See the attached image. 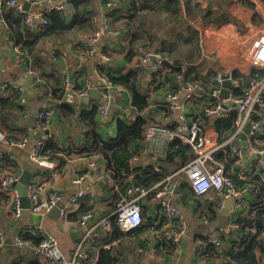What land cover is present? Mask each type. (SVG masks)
<instances>
[{
  "label": "trees",
  "instance_id": "1",
  "mask_svg": "<svg viewBox=\"0 0 264 264\" xmlns=\"http://www.w3.org/2000/svg\"><path fill=\"white\" fill-rule=\"evenodd\" d=\"M227 1L207 0L208 7L206 9L198 8L199 6L194 7V16L202 19L211 18L219 10L217 8L225 5ZM110 3H114V5L108 7ZM65 5L59 11L49 12L46 15L47 22L45 24L37 23L34 28L24 24L22 14L16 9H4L2 10L3 28L8 38L13 41L15 50L31 60L33 72L37 78L42 80L41 83L36 85V87L43 85L45 88V91L43 90L41 93L42 98H45L39 107L42 105L54 106L51 99L58 100L53 107V109L55 108L54 115L56 114V119L53 116V126L61 121L62 116L69 118L76 114V122L84 129L82 139L76 138V143H72L73 148L60 146L58 140L52 135L45 142L41 155L47 156L49 159H58L61 164H65L66 159L71 155L86 157L97 155L105 162L106 171L109 172L117 186V189L112 187L108 189L112 193L110 198L107 199V201H110L107 207L97 202L89 203L86 206L81 205L73 214V218L77 219L81 213L86 211H98L109 215L110 230L105 232L106 236L104 238L101 237L93 245L98 248L104 243L113 242L114 244L96 251V256H92L89 264H119L120 261L124 260L119 257L120 248L122 247L121 239L133 238L136 246L145 247L149 234L159 230L167 221L164 216H159L160 223L153 224L156 213L151 212L150 206L153 204H150V201L152 202L156 197L151 191L142 199L143 223L128 232H121L117 226L115 215L111 214L115 210L120 193L130 186L148 189L167 175V165L176 164L179 167L194 158L191 147L175 138L160 145L165 162V166L162 168L154 170L149 169L147 166L143 167L141 164L131 168L128 163V158L144 146L143 140L146 128L153 124L142 113L150 103L148 92L142 89L143 79L150 77L155 80L161 73H164L167 78L170 74L173 80L172 88L176 89L175 74L183 71L182 68L187 64L195 62V60L198 61L197 31L184 18L185 12L182 9L180 0H67ZM212 6H216V10L213 11ZM104 10L110 27L120 32L118 44L120 46L117 48L110 46V48L102 49V52L110 56V60L115 59L114 64L103 68L98 61L95 69L99 72L103 71L113 85L123 88L120 101L124 105H129L131 112L136 114L133 119L116 117L113 125L114 135L107 137L97 132V129L103 123L98 110L100 100L92 97L97 102L87 105L79 112L68 102L60 101L65 96L61 82L63 78L62 70L58 65L60 55L55 52L50 55L48 52L49 47L61 46L68 43L71 38L87 35L98 29L101 25L100 15ZM125 44L130 53L123 62L133 60L135 48L138 44L165 53L169 60L164 62L161 68L149 72L147 70L142 72L134 67L128 69L123 66L120 59L115 57V54L120 51L122 46L125 47ZM81 68H83L81 73H85V68ZM125 69L128 70L125 71ZM215 74L216 71L208 70L203 80L199 81L197 75L193 74L189 75V78L197 80L203 89H208L212 86ZM234 76L245 81L254 76L263 77L264 70L252 68L248 77H243L234 70ZM204 79L209 81L205 82ZM43 81L44 83H42ZM82 84L83 78L80 87ZM207 85L209 86L206 87ZM6 90H9V93L6 96H0V132L14 139L29 137L28 134L21 136L13 134L14 128L10 123L12 110L20 108L22 114L25 113L22 105V98L24 97L22 90L13 87H8ZM201 100L204 103L202 98ZM167 111L168 108L165 102V112L170 114ZM188 117L191 118L192 116ZM234 118L235 111L232 110L228 118L213 121L216 132L223 136L222 140L231 135V131L234 129ZM234 143L237 144V141L231 144L234 145ZM252 143L259 148L264 146V122L260 134L254 137ZM231 144L228 143L222 151L215 154V160L223 163L227 170L235 161ZM0 166L6 170L4 174L0 173V179L6 173L18 174L17 163L9 159L7 154L3 153L0 157ZM134 170L138 171L133 173ZM230 176L238 186L250 185L246 204L240 210H236L234 214V222L238 225V229L228 237H221L218 244L203 243V249L197 250V256L200 260L210 256L219 257L217 264H255L258 259L257 252L263 251L264 248V173L260 171L256 175H245L246 178H240L233 173H230ZM179 190L180 194L184 192L187 196H191L196 200H200V196L203 195H196L191 186L185 181H182ZM213 192L215 195L213 198H207L206 206L214 211L212 206L216 201L218 202V199L217 193ZM22 238L31 244H37L40 240L37 235L30 232L23 234ZM200 240L202 238L198 239V241ZM226 242H228V246L224 247ZM162 246L175 248L171 244H163ZM162 246L156 244L153 248L156 249ZM88 250L92 253L95 252L92 249ZM27 264L44 263L33 258Z\"/></svg>",
  "mask_w": 264,
  "mask_h": 264
},
{
  "label": "built area",
  "instance_id": "2",
  "mask_svg": "<svg viewBox=\"0 0 264 264\" xmlns=\"http://www.w3.org/2000/svg\"><path fill=\"white\" fill-rule=\"evenodd\" d=\"M23 1L30 3L28 10L22 8ZM66 2L67 0H0V14L4 9H16L22 14L24 24L34 28L37 23L45 24L47 22L46 15L51 11L61 10ZM45 3L49 5L46 6ZM112 5L114 3L108 4V7ZM105 12L104 10L100 16L101 25L98 29L78 38L76 44L81 49L80 59L83 61L98 51L99 42L103 36L111 39V42H114V44H119L120 32L110 27ZM6 36L8 38L7 33ZM9 41L13 45V41L11 39ZM48 52L50 55L54 54V52L59 53L60 58H64L66 55V49L61 48V46L49 47ZM243 55L252 68L264 70V25L251 36L249 42L245 45ZM15 60L22 65L23 77L30 79L32 85L36 86L41 83L42 80L37 78L31 68V60L19 51L15 52ZM168 60L169 58L165 53L138 44L135 48V57L131 65L143 72L144 70L159 69ZM109 61L110 56L100 50L99 62L102 67L106 68ZM95 74L97 82L93 84L89 78H85L76 96L81 98L88 97L90 89L95 88L101 96V100L98 102L99 116L101 119H106L109 113L110 99L121 96L123 88L113 85L103 71L99 72L95 69ZM223 75H226L232 82V87L229 89L226 98L220 96ZM69 79V72H65L61 81L64 89L68 87L70 83ZM175 81L177 87L168 93L166 106L171 116L174 113L176 115L163 124L149 125L146 128L143 140L145 146L137 153L131 155L128 158V163L131 168L137 167L141 155L149 153V148L146 146L148 143L159 142L162 144L175 138L180 139L191 147L194 158L184 165L177 167L174 172L167 174L161 181L148 189L139 186L128 187L124 192L120 193L115 210L111 213L116 217L119 230L124 233L128 232L143 223L142 199L149 192L152 191L154 193V196L159 200V204L151 210L153 214L156 213L153 224L160 223L159 216H164L167 218V221L159 230L149 234L145 247L139 246L136 248V253L142 256L156 244L159 246L171 244L175 246V249H181L182 247L187 233V226L183 216L171 201L173 188L177 182L179 186L182 181L187 182L196 195L215 191L218 196L224 199L235 197L236 200L233 205L236 211L246 204L250 185L238 186L230 176V173L240 178H246L245 175H256L260 171L264 173V163L260 160L248 163L246 161L247 155L238 145L232 147V155L235 157V161L232 163L230 169L227 170L223 163H218L215 160V154L222 151L228 143L231 144L234 141H239L247 122L251 125L250 132L247 134L248 149L252 153H264V146L259 148L252 143L254 137L260 134L262 123L264 122V76H254L249 80L243 81L240 77L234 76L233 68H225L216 71L212 86L208 89L200 87L199 82L195 79L188 77L185 81L183 71L175 74ZM8 87L22 90L21 86L17 83L4 82L0 84V91H5ZM182 90L185 91L183 99L180 98ZM195 97L202 98L204 103L200 109L201 111L189 118L185 111V106H187L188 100L192 101ZM60 101L71 102V99L65 95ZM232 110L235 111V118L233 120L234 129L231 131V135L223 142L210 140L205 134V120L213 122L216 119L228 118ZM53 113V106L42 105L38 107L34 120L36 128L41 130L53 128ZM117 114H119L118 117L126 119H133L136 115L130 110L121 111ZM51 136V134H43L30 142L31 139L29 137L14 139L0 132V143L9 148L20 149L32 143L28 153L30 160L38 166L53 167V163L41 155L45 142ZM6 154L9 158L13 157L10 153ZM137 171L134 170L133 173ZM17 179L18 176L16 175H3L0 179V191L10 195L11 211L15 217H20L23 208L19 192L14 187ZM84 181H87L93 188L97 183L101 182L104 186H111L117 189L112 177L97 168L93 156L88 158L86 167L77 173L72 180L76 185ZM95 191V188L90 191L79 188L65 199L64 195L58 190L52 189L45 195H41L32 184H29L27 187V196L31 201L29 211L34 215L44 216L52 207L59 205V216L63 218L80 201L88 199L90 203L95 202L97 199ZM203 219L204 221L207 220L205 216H203ZM76 226L81 230L79 240L73 247L65 251L60 249L56 236L41 224L34 227L27 226L22 228L20 233L14 237V243L17 246L23 245L25 240L22 238V235L26 232L37 235L40 240L37 244L32 245L33 255L35 259L44 264H89L91 263L92 256H96V251L100 248H108L113 244V242L104 243L98 248L93 245L101 237L104 238L106 236L105 232L110 230L111 223L107 214L98 211L83 212L76 219ZM237 229L238 225L234 220H231L227 224L218 227L213 233H204L202 240L197 243V250L203 249V243L218 244L221 237H228ZM4 245L5 236L0 231V248ZM88 249H92L95 252H89Z\"/></svg>",
  "mask_w": 264,
  "mask_h": 264
},
{
  "label": "crops",
  "instance_id": "3",
  "mask_svg": "<svg viewBox=\"0 0 264 264\" xmlns=\"http://www.w3.org/2000/svg\"><path fill=\"white\" fill-rule=\"evenodd\" d=\"M180 1L182 9L185 12L184 18H186L188 23H190L197 31L198 61L196 62L195 60V62H192L196 63L197 68L190 75H197V78L200 81L203 80V77L206 75L208 70L218 71L220 69L233 68L243 77H248L251 69L249 70L247 63L243 60V57H241V53H243L245 45H247L251 36L255 33V28L262 26L264 23V0H228L225 5L217 8L219 10L214 16L206 19L194 16V7L199 6L198 8L206 9L208 7L207 0H189L188 3L184 0ZM45 5L47 6L49 4L45 3ZM212 9L213 11L216 10V6H212ZM221 14H224V17H221ZM80 37L81 36L73 39L71 38L68 43L61 45V48L66 49V55L64 56L65 66L60 67L62 70V76L65 72H69L70 74V83L68 87L64 89V94L71 99V102L68 103L71 106H74L77 112L87 105H92L97 102L93 100V95L81 98L77 97L76 93L81 88L80 84L82 78L83 81L85 78H89L93 84L97 82L95 65L99 61V51L104 48H110V46L113 48L120 46L114 44V42H111V39L104 36L99 42L98 51L85 60L87 61L85 62L80 59L81 49L79 45L76 44L78 38ZM239 40L244 43L241 46V50L240 45L238 46ZM15 52V47L7 38L5 29L3 28L1 13L0 84L4 82H14L18 84L22 78H25L23 77L22 65L17 63L15 60ZM129 53L130 52L126 48L125 44V47L122 46L120 51L115 54L116 59H120L123 66L128 69L132 67V61L130 62L128 60L123 62V60ZM114 60L115 59H113V61ZM113 61L110 60L107 63V66L113 65ZM58 65L60 66L59 62ZM81 67L85 68V73L83 74L81 73V70H83ZM128 69H125V71ZM185 69L186 66L182 68L184 72ZM149 71L150 70H148V72ZM86 75L87 77H85ZM209 80L204 79L205 82H208ZM42 83H44V81ZM141 85L142 89L147 91L149 95V106L142 112L147 116L149 121L153 124H163L172 116L176 115V113H174L171 116L169 113L165 112L167 95L170 90L173 89V80L170 74L166 78L165 74L161 73L155 80L147 77L143 79ZM208 86L209 85L206 87ZM31 87L32 88L27 90L26 93H24L22 89L24 96L22 98V105L24 106L25 113L22 114V109L15 108L12 110L10 116V123L14 128L13 134H16L17 136L28 134L31 139L30 142L34 140V136L39 132V129L35 126V122L34 126H31V116L37 112L40 103L43 102L45 98H42L41 96L43 90L45 91L43 85L36 87L31 84ZM48 91H50V89H48ZM8 93L9 90L0 91V96H6ZM184 96L185 91L182 90L180 98L183 99ZM51 101L55 106L57 99L54 98L51 99ZM202 104V100L199 97H195L192 101L188 100L187 106H185L187 115L193 116L197 114L202 108ZM128 110H130V106L124 105L120 101V96L114 98L111 102L109 101L108 116L106 119H102L103 123L97 129V132L106 137L113 136L114 120L119 116L117 113ZM53 112H55V108L53 109ZM26 113L27 115H25ZM75 115L69 118L62 116L60 118L61 121L53 126V129L56 130V133L53 134V136H55L54 138L58 140L60 146L73 148L72 143H76V138L82 139L83 137L84 129L76 122ZM35 116L36 114L34 115L33 121L35 120ZM53 116L56 119V114L54 115L53 113ZM204 128L205 134L210 138V140L220 142L224 141L222 140L223 136H220L216 132L212 121L205 120ZM160 145L162 144L159 142L148 143L146 146L149 148V153L141 155L139 164L143 167L147 166L149 169H156L157 167L153 164V160H164ZM235 145L240 146L239 141H237V144H231L232 147ZM29 149L28 145L27 147L20 149L9 148L8 146L0 143L1 156L3 153H10L13 157L9 159L14 160V162L18 165L19 171L16 176L19 177L23 169H30L32 173L30 184L35 187L39 194L45 195L50 190L54 189L60 191L64 195V198L67 199L79 188L86 191H90L95 188V192L97 194L95 202L101 203L102 206H108L110 201H107V199L108 197L110 198L112 193L111 190L108 189H110L111 186H104L101 182H99L93 188L87 181H84L79 185L72 182L75 175L86 167L89 157L71 155L66 159L65 164H61L58 159H49L47 156H44L48 161L53 163V167L38 166L30 160L28 155ZM94 160L100 171L109 174V172L106 171L105 162L101 158L97 157L96 159L94 158ZM246 161L249 163L254 160L250 161L247 156ZM168 167L169 165H167V174H169ZM231 167L232 165L229 169ZM5 171L6 170L0 166V173L4 174ZM14 187L16 188L15 184ZM179 187L177 195L180 197L181 204L184 209V214L182 216L187 226V233L181 249H175L171 246H162L156 249L152 247L145 255L142 256L136 253V248L138 246L135 244V239L123 238L121 239L122 247L120 248L119 257L124 260L120 261L119 264H217L219 257L210 256L203 258V260L198 258V239L202 238L204 233H213L218 227L234 220V214L236 211L232 212L233 205L232 203H226L227 198L224 199L218 195H216L218 202L216 201L212 206L214 211L209 209L206 206L208 201L207 198H213L215 195L213 191L204 193L200 196V200H196L191 196H187L184 192H181L180 194ZM3 193L0 192V231H2L5 236V245L0 248V264H27L29 260L34 258L32 250L33 244L25 241L23 245L17 246L14 243V237L20 233L22 228L27 226H37L39 221L35 218L36 216L34 214L30 213V208H28V206L26 207V201L21 202V206L23 208L22 215L20 217H15L10 207V195ZM171 198L174 200L175 195ZM89 203L90 201L88 199L80 201V203L75 205L74 208L63 218L60 216L54 217L47 213L42 216L40 224L56 236L60 249L65 251L73 247L79 240L81 230L76 226V219L73 218V214L81 205L86 206ZM150 204H153L150 206V210H152L158 206L159 200L157 198L153 199L152 202L150 201ZM203 216H205L207 220L204 221ZM227 246L228 242L224 243V247ZM257 256L258 259L255 264H264V248L263 251L257 252Z\"/></svg>",
  "mask_w": 264,
  "mask_h": 264
},
{
  "label": "water",
  "instance_id": "4",
  "mask_svg": "<svg viewBox=\"0 0 264 264\" xmlns=\"http://www.w3.org/2000/svg\"><path fill=\"white\" fill-rule=\"evenodd\" d=\"M184 1L186 3H188L189 0H184ZM22 8L24 10H28L30 8V3L27 2V1H23L22 2ZM221 17H224V14H221ZM58 62L60 64V67H64L65 66L64 58H60L58 60ZM196 68H197L196 63L187 64L186 69H185V72L183 74V77H184V80L185 81L187 80V78L189 77V75L196 70ZM18 84L21 86V88L23 89V92L24 93H26L27 90H30L32 88L31 87V80L28 79V78H22L18 82ZM231 87H232L231 80H229L226 75H223V81L221 83V89H220V96L222 98H226L228 96L229 89ZM89 95H93L97 99L101 100V96H100L99 92L95 88H91L90 89ZM113 99L114 98H111L110 99V102ZM35 114H37V112ZM35 114H32V116H31L32 117L30 119L31 126H34L33 118H34V115ZM250 129H251V125H250L249 122H247L245 124L244 128H243V133L240 135L239 145H240L241 149L243 150V152L248 156V159L250 161L260 160L262 163H264V153H252L248 149L247 134L250 132ZM55 133H56V130L53 129V128H51V129H45V130L39 129V132L36 133V135L34 136V139L39 138L43 134H51V135H53ZM31 146H32V143H29L28 144V147L30 148ZM153 164L157 168H162L163 166H165L164 160L156 161L154 159L153 160ZM176 168H177V165L176 164L169 165V167H168V173L174 172L176 170ZM31 178H32V173H31L30 169H23L22 172H21V174L19 175L17 181L14 183L16 185V188H17L18 192H19V195H20V198H21V202L22 201H26L27 202L26 207L28 206V208L30 207L31 201H30V199L27 196V187L31 183ZM178 187H179V183L177 182L176 185H175V187L173 188V195H175V198H174V200H171V201H172L173 205L177 208V210L179 211V213L181 215H183L184 214V209L182 207L180 197L177 195ZM235 200H236L235 197H228L226 203L227 204L232 203V205H233V203H234ZM59 207H60L59 205L52 207L47 212V214L52 215L54 217H58L59 216ZM234 211H235V209H234V205H233L232 212H234ZM35 216H36L35 218L39 221V224H40V220H41L42 216H40V215H35Z\"/></svg>",
  "mask_w": 264,
  "mask_h": 264
},
{
  "label": "rangeland",
  "instance_id": "5",
  "mask_svg": "<svg viewBox=\"0 0 264 264\" xmlns=\"http://www.w3.org/2000/svg\"><path fill=\"white\" fill-rule=\"evenodd\" d=\"M263 25H264V23H263ZM262 25V26H263ZM262 26H260V27H256L255 28V31L257 30V29H260ZM216 34H219V33H216ZM238 42V41H237ZM244 43H242L240 40H239V42H238V46L240 45V50L242 49L241 48V46L243 45ZM242 54L243 53H241V57H243V60L247 63V66H248V68H249V70L250 69H252V66L247 62V60L245 59V57H244V55L242 56ZM240 57V56H239ZM95 159L98 157L97 155H95V156H93ZM99 158V157H98Z\"/></svg>",
  "mask_w": 264,
  "mask_h": 264
}]
</instances>
